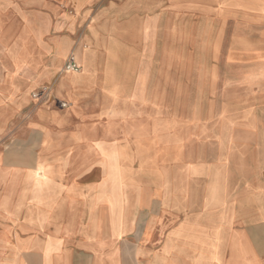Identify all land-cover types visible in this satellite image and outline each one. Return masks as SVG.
Returning a JSON list of instances; mask_svg holds the SVG:
<instances>
[{
	"label": "crops",
	"instance_id": "1",
	"mask_svg": "<svg viewBox=\"0 0 264 264\" xmlns=\"http://www.w3.org/2000/svg\"><path fill=\"white\" fill-rule=\"evenodd\" d=\"M164 2L0 0V264H264L248 70Z\"/></svg>",
	"mask_w": 264,
	"mask_h": 264
},
{
	"label": "rangeland",
	"instance_id": "2",
	"mask_svg": "<svg viewBox=\"0 0 264 264\" xmlns=\"http://www.w3.org/2000/svg\"><path fill=\"white\" fill-rule=\"evenodd\" d=\"M162 9L180 12L174 21L190 28L191 41L201 44L199 50L202 44L221 43L222 58L231 52L238 59L239 75L248 70L247 78L239 76L238 91L243 96L248 93L255 136L260 137L264 124V0H165ZM1 32L0 53L5 57L11 45Z\"/></svg>",
	"mask_w": 264,
	"mask_h": 264
},
{
	"label": "built area",
	"instance_id": "3",
	"mask_svg": "<svg viewBox=\"0 0 264 264\" xmlns=\"http://www.w3.org/2000/svg\"><path fill=\"white\" fill-rule=\"evenodd\" d=\"M81 69L82 68L77 62L76 57L74 55H70L64 64V70L65 71H80ZM46 90H48V88H46ZM34 97H39V95L34 94ZM62 105L65 106L66 104L63 103Z\"/></svg>",
	"mask_w": 264,
	"mask_h": 264
}]
</instances>
